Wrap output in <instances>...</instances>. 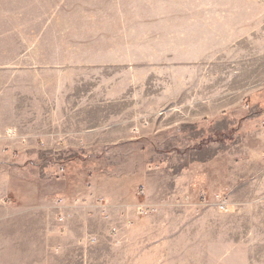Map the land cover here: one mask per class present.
Here are the masks:
<instances>
[{
    "label": "rangeland",
    "instance_id": "1",
    "mask_svg": "<svg viewBox=\"0 0 264 264\" xmlns=\"http://www.w3.org/2000/svg\"><path fill=\"white\" fill-rule=\"evenodd\" d=\"M122 121L148 137L179 126L175 146H144L175 175V206L143 222L128 264H264V0H0V127L36 133L24 159L1 152L0 189L19 204L0 201V264H78L45 238L40 214H19L46 205L56 179L39 178L68 163L35 140ZM193 169L208 176L201 199L186 193ZM26 181L35 197H23ZM116 229L93 264H122Z\"/></svg>",
    "mask_w": 264,
    "mask_h": 264
},
{
    "label": "crops",
    "instance_id": "2",
    "mask_svg": "<svg viewBox=\"0 0 264 264\" xmlns=\"http://www.w3.org/2000/svg\"><path fill=\"white\" fill-rule=\"evenodd\" d=\"M134 123L130 135V125H127V121H122L107 122L106 125L90 129L81 125L77 127L57 125L54 129L45 128L40 131L39 134L44 140L40 139L39 142L35 140L37 144L53 142L57 144L60 152L67 153L63 154V157L58 154L57 157L61 158L59 161L67 160L68 163L62 174L59 173L60 170L55 169L44 172L39 178L41 185L45 184L48 175L52 174L56 179L57 189L53 196L48 198L46 196L48 191L42 192L38 188L43 200L46 196L44 200L46 205L36 204L39 207H27L19 214L30 220L31 216L38 217L40 214L46 222L45 238L58 249L75 250L78 264L84 262L93 264V254L96 259V253L107 250L111 240V228H120L119 237L125 236L126 242L119 250L111 248L113 252L119 251L123 254L122 264H128L127 249L136 239V234L140 233L143 222L155 221L160 210L175 206L174 200L171 199L175 196L173 193L176 185L175 175L169 169L151 164L150 162L157 160L153 159L154 156L148 161L147 155L158 156L159 147L151 152L144 146L148 144L175 146L179 126L175 122H168L166 127L161 128L163 131L158 130L155 136L148 137L144 136L142 131L139 133L140 129L134 132L133 130H137L135 128L141 125L140 122ZM3 129L5 135L0 140V158L3 157L1 152L9 150L12 152L11 156L24 159L36 133L26 131L21 125H9L6 129L0 127V132ZM168 153L173 154L175 150ZM185 173L188 175L184 179L187 195L193 199L196 197L201 199V194L208 185L207 174L199 173L198 169L187 170ZM22 186L23 197L26 195L35 197L30 181H26ZM4 188L0 189V201L11 205L19 204L17 203L19 196L16 199L14 192L11 195ZM53 199L55 203L50 202ZM58 199L63 200L62 204L56 203ZM98 200L103 201L102 206ZM140 203H144L155 212L146 218L135 216L133 209ZM55 209L57 214L54 213ZM59 214L64 216L63 222L59 221ZM17 215L18 213H15L13 217ZM85 237H91L96 241L83 244L81 240ZM70 241L73 243L68 245Z\"/></svg>",
    "mask_w": 264,
    "mask_h": 264
},
{
    "label": "built area",
    "instance_id": "3",
    "mask_svg": "<svg viewBox=\"0 0 264 264\" xmlns=\"http://www.w3.org/2000/svg\"><path fill=\"white\" fill-rule=\"evenodd\" d=\"M62 171H64V167L61 168ZM215 199L217 200V205H218V209L222 212H225L228 210V199L226 198V195L223 193H219V194H215ZM204 200H206V197L204 198ZM63 200L62 199H58L56 201V203L58 205L62 204ZM99 205H102V200H98ZM153 210L148 208L144 203H140L139 206H137L135 208V213L138 216H148ZM64 220V216L62 214H59V221L63 222ZM117 233V229L113 228L112 229V234L115 235Z\"/></svg>",
    "mask_w": 264,
    "mask_h": 264
}]
</instances>
